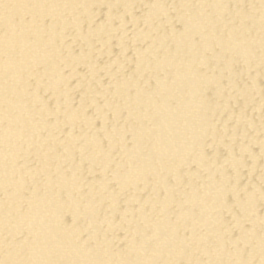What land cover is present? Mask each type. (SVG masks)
Wrapping results in <instances>:
<instances>
[{
	"label": "bare ground",
	"instance_id": "1",
	"mask_svg": "<svg viewBox=\"0 0 264 264\" xmlns=\"http://www.w3.org/2000/svg\"><path fill=\"white\" fill-rule=\"evenodd\" d=\"M0 264H264V0H0Z\"/></svg>",
	"mask_w": 264,
	"mask_h": 264
}]
</instances>
